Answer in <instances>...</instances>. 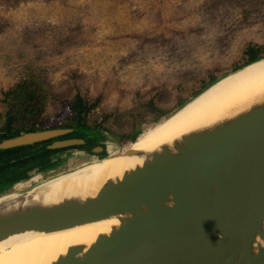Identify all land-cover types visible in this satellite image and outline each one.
<instances>
[{
    "label": "rangeland",
    "instance_id": "1",
    "mask_svg": "<svg viewBox=\"0 0 264 264\" xmlns=\"http://www.w3.org/2000/svg\"><path fill=\"white\" fill-rule=\"evenodd\" d=\"M250 44L264 56V0H0V117L4 94L32 79L51 96L49 119L63 121L78 93L96 103L89 119L100 127L81 133L121 152L134 142L120 136L155 126L140 125L152 119L141 101L170 111L162 122L211 85L202 89L208 74L220 79L242 68ZM180 99L187 100L177 107ZM73 151L84 154L59 159L0 197L106 155L77 148L59 155Z\"/></svg>",
    "mask_w": 264,
    "mask_h": 264
},
{
    "label": "water",
    "instance_id": "2",
    "mask_svg": "<svg viewBox=\"0 0 264 264\" xmlns=\"http://www.w3.org/2000/svg\"><path fill=\"white\" fill-rule=\"evenodd\" d=\"M78 132L22 133L1 142L0 150L50 141L48 150L85 145L82 139H60ZM81 153L59 155L52 164ZM91 153L106 155L89 164L135 154L110 153L100 145ZM36 187L0 197V242L27 232L107 226L94 241L71 245L50 264H264V93L162 145L94 195L27 201Z\"/></svg>",
    "mask_w": 264,
    "mask_h": 264
},
{
    "label": "bare ground",
    "instance_id": "3",
    "mask_svg": "<svg viewBox=\"0 0 264 264\" xmlns=\"http://www.w3.org/2000/svg\"><path fill=\"white\" fill-rule=\"evenodd\" d=\"M262 92L264 61L221 79L120 152L133 150L134 155L113 154L46 181L27 196V201L49 203L60 201L66 196L94 195L108 180L121 177L162 145L171 143L193 128L244 107ZM106 229L107 226L100 223L53 233L27 232L15 235L0 242V264H50L65 254L71 245L92 242Z\"/></svg>",
    "mask_w": 264,
    "mask_h": 264
},
{
    "label": "trees",
    "instance_id": "4",
    "mask_svg": "<svg viewBox=\"0 0 264 264\" xmlns=\"http://www.w3.org/2000/svg\"><path fill=\"white\" fill-rule=\"evenodd\" d=\"M244 56L246 61L242 66H246L264 57L262 48L255 44L247 46ZM240 67L241 66H237L235 70ZM217 78L218 77L214 74H208L209 81L202 86V89L206 87L207 84L216 82L218 80ZM4 96L2 102L6 105V111L0 117V143L22 133L56 128H72L81 130V132H93L94 128L100 127L91 124L89 119L90 113L96 107V103L89 104L79 93L74 100H71L69 105H67L69 107V114L63 121H58L56 118L49 119V117H47V112L51 104V96L32 79L19 82L12 89L8 90ZM186 100L187 99H180V104L177 107L181 106ZM140 104H142L146 112H148L149 109V113L152 117L149 121L146 119L143 120L140 125L149 124L150 122H154L155 125L159 124L157 122L170 113V111H163L162 109L155 108L153 100H151L149 105L148 103L144 104V101H141ZM77 134L80 135L82 133L69 134L64 138H76ZM142 134L143 133L135 136L131 135L132 138L131 136L122 135L118 142L123 143L128 140L135 142ZM52 142L53 141L5 151L0 150V193L11 190L19 183L31 178L30 173L35 168H39L41 172L53 168L56 164H52V160L59 156L61 151L66 149L48 150L47 146Z\"/></svg>",
    "mask_w": 264,
    "mask_h": 264
},
{
    "label": "flooded vegetation",
    "instance_id": "5",
    "mask_svg": "<svg viewBox=\"0 0 264 264\" xmlns=\"http://www.w3.org/2000/svg\"><path fill=\"white\" fill-rule=\"evenodd\" d=\"M76 139H82V140L86 141V144H85V145L78 146L77 149H80L81 151L85 150V151H87V152L90 153V154H92V153H91V150H92L93 148H95V147H97V146L100 145V143H97V142H99V141H98V140H99V136H98V135L89 136V135L86 134V133H82V134L78 135V136L76 137ZM68 150H70V149H68ZM63 151H65V150H63ZM36 173H43V171L41 172V171L39 170V171L36 172ZM36 173H35V174H36ZM29 179H31V178H29ZM29 179H27V180H25V181H29ZM23 182H24V181H23ZM21 183H22V182H21ZM19 184H20V183H19Z\"/></svg>",
    "mask_w": 264,
    "mask_h": 264
}]
</instances>
